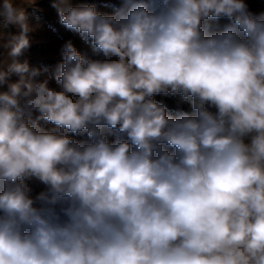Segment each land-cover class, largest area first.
I'll return each instance as SVG.
<instances>
[{
  "label": "clouds",
  "instance_id": "1",
  "mask_svg": "<svg viewBox=\"0 0 264 264\" xmlns=\"http://www.w3.org/2000/svg\"><path fill=\"white\" fill-rule=\"evenodd\" d=\"M48 2L90 53L0 0V264H264V11Z\"/></svg>",
  "mask_w": 264,
  "mask_h": 264
},
{
  "label": "rangeland",
  "instance_id": "2",
  "mask_svg": "<svg viewBox=\"0 0 264 264\" xmlns=\"http://www.w3.org/2000/svg\"><path fill=\"white\" fill-rule=\"evenodd\" d=\"M79 2V0H75ZM101 11H111L112 7L119 6L120 0H95ZM250 7L256 11H264V0H248ZM40 8L43 11H34L33 9H28L29 19L33 20L36 15L43 17V27L34 35V42L32 47L31 63L34 65H39L42 63L54 65L59 61L58 56V46L62 43L63 39L72 38L74 43L81 51L90 50L82 41L73 33L68 32L62 25L58 22V17L53 9H51L48 0H42ZM43 77H41L42 79ZM54 84V81H50ZM157 99H163L169 107H174L176 105L175 98H162L157 97ZM187 108V106L185 105Z\"/></svg>",
  "mask_w": 264,
  "mask_h": 264
}]
</instances>
